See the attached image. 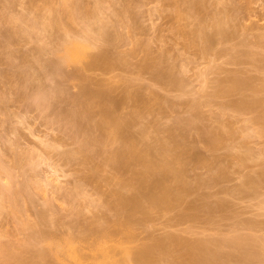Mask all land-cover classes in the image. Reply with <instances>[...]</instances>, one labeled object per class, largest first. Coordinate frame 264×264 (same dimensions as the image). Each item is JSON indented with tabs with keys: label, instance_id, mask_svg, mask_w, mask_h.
Wrapping results in <instances>:
<instances>
[{
	"label": "rangeland",
	"instance_id": "rangeland-1",
	"mask_svg": "<svg viewBox=\"0 0 264 264\" xmlns=\"http://www.w3.org/2000/svg\"><path fill=\"white\" fill-rule=\"evenodd\" d=\"M61 1L62 0H0V95H6L4 98L10 99L9 101L8 99L4 100V98L0 96V159L2 157V160H4L1 164L4 168L7 167V171L12 169L9 173L12 175L13 172L12 180H14V185H19L20 187L25 186L22 188L24 191L22 198L25 199L20 197V200L27 204V208L24 207L26 210L22 207L25 203H20L22 204L21 206L20 204L18 205L24 212L26 211V213L22 210L20 213L21 217H19V213V216L15 217L17 219L12 217V215L10 216L9 213L5 214L4 210L3 214L5 215L0 216V231L8 232L12 234V237L13 234H16L17 236L19 235L20 238L28 239L30 237L28 234L30 231L28 232V230H25L28 233L25 234L22 232V236V233L20 235L21 231L19 232V227L22 225L23 229L24 225H20V221L29 217L25 222H29L31 219V225L29 224L30 222H27V224L30 226H32V224L36 226L35 224H37L41 227L42 223L44 226L42 227L45 228L47 234L51 232L50 234L52 236L57 233V236L53 235V237L56 236L57 238L58 235L61 236L62 234L67 235L71 231L74 233L72 234L71 232L72 236L79 237L78 234L86 230L82 228L83 231L80 232L79 230H81V227L85 225L96 227L97 224L94 225V223H99L98 220L100 217H110L112 213H114L110 210L109 203L112 200L111 193L115 191L116 185L111 182L113 173L108 167L109 165L107 166L108 163L106 162V166L104 164L106 159L103 157L100 158V155H96L92 161L85 162V158L83 159V154L80 150L82 148V142L80 143V141H82L80 132L78 134L74 127V131H72L70 127L71 124H69L71 123V119L76 118L75 112H73L75 107L73 106V102H71L73 99H70L81 93L79 92L81 89L80 85H83L81 84L83 81H80L79 73L81 69L84 72L85 70L83 68L86 67V73H84L88 76L87 79L91 78L93 82H95V85L97 84L96 87L100 85L103 89L105 88L111 91V95L114 99H117V101L121 100L130 87L132 90L139 91L142 97L140 103L124 104L117 109V112H120L118 114L124 117H127L131 112H138V128L136 127L135 133H138L139 127H146L151 131H160V133L158 132L160 137L164 139L168 138L169 130L173 128L176 121L182 120L185 122L193 116L191 105L196 101L197 103L198 101L202 103L199 109L200 114L196 115L195 113L194 116L200 118V120L195 118L198 121L197 125L199 128L208 126L206 128L208 129L211 126L210 128L215 129L223 125L225 121L231 125V131L232 129L237 131V133L234 134L235 136L230 133L229 135L233 137L231 136L232 138H230L229 136L230 139L227 138L229 140L226 142V145L214 152L210 151L205 143L197 137L198 134L195 135L196 132L194 133V131L198 126L192 125L193 127L197 126L195 129L188 126L187 133L189 137H196V141L198 142L195 153L198 151L197 153L208 158L211 163L216 162V164H211V167H202L197 165L196 162L190 163L187 175L188 182L193 185L196 180V183L199 182V178L203 180L201 181L199 179L202 183L200 185L201 188L193 185L198 188L194 189L197 191H192L186 196V202H184L185 204H183L180 209L181 211H185L184 209H188L190 205L203 202L210 204V206L213 205L211 208H215L218 202L221 203V206L213 209L210 213H200L197 218L184 220L177 216V211L169 215L155 214L145 223L137 225L136 231L139 239L137 243H139V241L142 243L146 242L144 244L148 242L151 243L156 237L158 238L169 233L175 236L177 235V237L186 238L188 241L191 240L192 243L196 242V240H203V238L220 241V239H224L225 237L241 234L255 237L254 240L252 239V242L254 243V241H256L255 246L257 250L264 254V188H260L257 194L247 193L242 192V185L244 184L241 185V183L246 182L247 176L252 177L251 174H255V172L259 174L262 168H264V136L257 134L256 131L258 127L255 122L251 121L253 118L252 114L249 112L248 114L246 112V114H237V112L234 113V108L233 112L231 110L232 107H227V105L229 106V104H234L236 101L243 99H239L241 97L240 94L243 93L237 94L231 92L232 94L230 95L223 94V96L219 95L218 97L211 96L212 94L214 95L215 87L217 92L220 91L219 85L214 87L218 82L222 84V82L228 81L227 83L225 82L226 85L231 83L229 80L232 74H236V76H241L242 74L245 77H241L250 78L251 82L254 81L252 83L256 85L252 84L253 86L257 87L258 85L257 88L264 89V0H204L206 4L204 20H207V23L212 21L211 17L223 18L226 16L230 19L231 22L229 24L234 29L232 37L230 36V38L226 40H217L206 50L202 49V44L194 41L191 36L192 31L198 27L200 19L194 16L188 9V6L180 0H82V2H80L81 5H79L81 8L78 9L77 6L76 9L81 10L87 7L86 10L85 8L84 10L87 11L89 9L87 14H93L94 17L91 16L92 22L88 19L91 23L96 21L94 15H98V11L96 14L94 7L96 9V7H98V1H100V17L106 25L105 29L109 36L116 40L115 43L98 41L95 34H93L92 42L95 51H93L92 57L97 54H108V56L114 59L120 57L125 58L126 63L115 64L112 65L111 68H101L90 64L93 59L90 61V59L87 58L85 63L84 61L79 63L83 68L80 65L78 66V63L69 64L67 66L63 65V73L65 72L64 75L69 74V78H65L64 76V78H62L61 75L58 76L60 72L56 75V73H53L47 66L50 62H59L61 58H58V52V54L54 56L55 50H51L56 48V41L60 35H62L59 38L61 41L64 36L63 32L61 34V30L56 28L53 30V36L48 34L50 37H48L45 32V27L49 19L58 14L60 10L63 11V13L65 12L66 8L64 10V6H62L64 2L62 4ZM73 2L78 3L76 0ZM47 4H51V7ZM47 6L52 10L50 9L51 11H49ZM185 9H187V11ZM179 11H181L182 15H180ZM84 12L83 14H85ZM60 13L63 16L62 12ZM26 20H29V22ZM81 21L82 20H79L77 21L78 23H73V27L76 26L75 28L70 24L71 30L68 25L69 22L64 19V24L66 27H69V32H73L71 35L68 34L72 39L81 38L80 33L84 27V23ZM20 24L24 25L21 26ZM209 25H211V23ZM22 27L23 29H21ZM212 30L215 29L212 27ZM22 32L25 34H22ZM44 39L45 41L41 42V40ZM59 40L57 43H60ZM54 41L55 44L52 43ZM39 44H41V48L38 47ZM235 51H238L235 53V55L239 57L237 61L233 60L235 56L233 52ZM35 54H39L42 57L38 55V58ZM34 55L38 60L33 58ZM92 57L90 56V58ZM37 61L40 63L38 64ZM149 61L156 62L161 69L163 68V71H169L179 78L181 81L180 87L173 86L166 80H156L154 70L146 67V62ZM40 64L41 66L37 67V65ZM41 67L43 68L41 69ZM24 70L26 71L24 72ZM74 74H77L75 78L73 76ZM81 75L83 76L84 74L81 73ZM77 76H79V81L76 78ZM57 77L62 79L60 80ZM73 78L76 80H73ZM93 82H91L92 85L90 84L91 87L94 85ZM215 82L216 84H214ZM96 87L93 88L97 89ZM225 87L228 89V86ZM52 89L53 91H51ZM56 92H58V94H55ZM59 92L63 95L61 94V96ZM252 93V91H248L244 93L245 95L242 97H244V99L254 100L255 98L252 96ZM44 95H51L54 97L44 98ZM55 95L59 96L55 97ZM263 95L264 93H258L255 97L257 96L256 99L258 97L264 98ZM210 97H213L211 102H209ZM221 111H223V113L224 111L226 112L224 115L220 116ZM220 120H223V123L220 122L222 124L217 125ZM74 121H76V119ZM249 121L251 122L249 123ZM85 123L84 121L80 125L83 131L87 129L88 126L86 125L87 123ZM73 125H75V123ZM192 129L193 131H191ZM97 149L96 146L91 147V151ZM251 151V156L254 157L253 155H255V157L252 160H247V158L244 159L245 155ZM236 156H239L238 158L240 159V156H242V159L246 162L242 160L244 163L241 164L239 162L240 159L236 160ZM249 156L250 155L247 156L248 159L251 158ZM212 157L218 159L214 162ZM216 165L217 168H215ZM220 166L226 169L225 176H219L220 174H217ZM213 173L216 174V176L214 174V178H216L217 181L209 176L212 175L213 177ZM244 176L247 178H244ZM44 178L45 180L49 179L51 181L56 178H58V180L56 179L55 183H53V181L49 183V180L44 181ZM31 181L32 184H28V182ZM39 181L40 184L41 181L44 182L42 186H40V184L38 185ZM1 184L0 185L3 186V183ZM45 184L50 187H47ZM26 185L30 186L27 188ZM33 185L36 186V188H34ZM82 185L84 186L82 187V192L85 190L84 192H86V195L83 197V192V198H79L85 200L87 197H90L87 198V201L88 199L96 198V201L94 199H91V201H95L97 207L94 206L95 202L94 205H89V201V204L83 201V203L87 204H82L81 202L80 204H82V206L79 204L80 206L77 205L76 207L79 201L77 203L76 201L78 198L75 200V197H78V193L79 196H81L80 192ZM17 187L15 186L13 188L15 189ZM40 187H43L42 191ZM240 187L242 188L241 190H239ZM19 189L21 190V188ZM40 191L46 193L44 194ZM20 192L19 194L22 195V192ZM26 192L27 194H25ZM28 193L31 198L28 197ZM69 195H71L74 200ZM25 196H27L28 199L30 198L29 200H31V202ZM16 198L19 197L17 196ZM15 201L16 199H14V203ZM222 202L224 203L223 206ZM98 203H101L99 207ZM89 206H92V208H89ZM80 207L82 208L80 209ZM84 207H86V209ZM8 208L9 207H7L6 210ZM74 208L77 210L75 211ZM51 211L52 213L54 212V214L48 213ZM81 211L84 215H82ZM74 212L81 214V217L78 215V218L77 214ZM38 213H42V217H39L40 215L37 216ZM44 215L47 216V219L50 217V223L55 221L56 223H54L58 225L55 226L56 229L53 228L55 229L54 233L52 232V228L51 231L48 232V230H50H47V227H50L49 221L47 219H41ZM55 215H57V220ZM52 216L54 219L51 218ZM113 216L112 218L115 220V216ZM37 218L41 219V222H39L40 220L38 221ZM101 219L98 225L101 224ZM43 220L44 222H42ZM105 220L108 219L105 218ZM105 220H102V224ZM87 221L91 222L88 223ZM109 221L110 219L108 222ZM38 222L40 224H38ZM45 222L48 223V226ZM83 222H85L84 225ZM60 223L62 225H60ZM65 223L67 225L74 224L75 229L72 228L73 225L72 227L70 225L67 227ZM90 223H93V226ZM79 225L80 227H77ZM87 226L84 228H87ZM101 226L102 225L96 227L97 230L98 228L100 229ZM69 227H71L72 230H70ZM24 228H26V226ZM26 229H28V226ZM57 229L60 232H58ZM45 230L42 229V231ZM77 231H79L78 234H76L78 236L75 235ZM1 234L2 233H0V235ZM71 234L68 235L71 236ZM5 235L7 237L8 234L6 233ZM8 236L11 237L10 235ZM27 239H25V241H27ZM1 240L4 241L2 242ZM5 240L8 239H0L1 244L3 243L4 245ZM9 240L12 241V239ZM15 242L17 243V240ZM12 243L14 242L12 241ZM43 245V248L49 249L48 246L50 245ZM40 246L38 249L41 248ZM13 264L16 263L13 262ZM233 264H235V262Z\"/></svg>",
	"mask_w": 264,
	"mask_h": 264
},
{
	"label": "bare ground",
	"instance_id": "bare-ground-1",
	"mask_svg": "<svg viewBox=\"0 0 264 264\" xmlns=\"http://www.w3.org/2000/svg\"><path fill=\"white\" fill-rule=\"evenodd\" d=\"M69 1H71V0H69ZM69 1L68 0H64V1L62 0L61 1L62 4L64 2V5H62V6H64L63 7L64 10L66 8L64 13H63V11L60 10V12H62L64 17L59 12L60 15L58 13V14L52 16L49 19V21L47 22L46 27H45L46 28L45 32H46L47 36H48V34L53 36L54 35L53 30H55L56 28L61 30V34L63 32V35H64L63 38L61 39V41L59 40V38L62 35H60L57 38L60 41V43H57L58 42V40H57L56 41V44H57L56 48L54 49L52 46L53 50H51V51L55 50L54 52L56 54L54 52H52V53H54V56L59 53V57L58 56H56V57H58V58L61 57V58L59 59V62H57V63H51L50 62L49 64H47L48 68L51 69L53 73H56V75H57V73L60 72V74H58V76L61 75L62 78H64V77L69 78L70 77V76H68L69 74L64 75L65 72L63 73V71H64L63 65L67 66L69 64L72 65V64L78 63V66H79L80 65L79 63H81L83 61L85 63V61H87L86 60L87 58H89L90 61H91V59H93V61L90 62V64L97 66V67H101V68H111V66L115 65V64H125L126 63L125 58L120 57V58L114 59L111 56H108V54L107 55H100V54L96 55L95 54L96 56L92 57V53H93V51H95L94 50L95 49L94 44L92 42V35L93 34H95L96 39L98 41H105L108 43H115L116 42V40L114 38H112L111 36H109V34L107 33V31L105 29L106 25L104 24L103 19L100 17V13H101L100 1H98V7H96V9L94 7L96 14L98 11V15H94L95 20H96L94 23H91L93 21L92 20L93 14L92 15L87 14L88 13L87 11L89 9L87 11H85L87 7L85 8L84 6H82L85 8V10H84V8H82L83 10L82 9L81 10L76 9L77 6H78V9L81 8V7H79V5H81L80 2H82V0L81 1L76 0L80 4H78L77 2H76L77 4L74 3L73 2L74 0H72L71 2H69ZM180 1L183 2L184 4H186L188 6V9L190 10V12L194 16H196L198 19H200L198 27L194 31H192L191 36H192L194 41H197L200 44H202L201 45V48L203 47L202 49H204V50L208 49L217 40H226V39L230 38V36L231 37L233 36V34H234L233 30L234 29L229 24L231 21L228 17H226V16L223 18L222 17H214V18L211 17L212 21L208 22V23L206 22L207 20H204L205 19L204 13L206 11V4H205L204 0H201V1L200 0H198V1L197 0H180ZM51 4H49L50 7H51ZM50 9L51 8H49V11L52 10V9L51 10ZM185 10L187 11V9H185ZM83 12L85 14H83ZM179 13H180V15H182L181 11H179ZM64 19H66L69 22L68 25L70 26V28H71L70 24H72V27H73V23L74 24L78 23L77 21H79V20L83 21L84 27L81 30V33H80L81 38L80 39H72L71 37H69L68 34L71 35V33H73V32H71V33L69 32V27L68 26L66 27V25L64 24ZM88 19L91 22L88 21ZM19 20H20V18H19ZM26 21L29 22V20H26ZM210 23H211V25H209ZM22 25H24V24H22ZM80 25H78V26H80ZM75 27H73V28H75ZM212 27L215 30H212ZM21 29H23V27ZM210 29L212 30V32H215V33H212ZM71 30H72V28H71ZM47 31H48V33H47ZM14 33H15V31H14ZM22 34H25V33L22 32ZM46 35H45V37H46ZM31 37H32V35H31ZM48 37H50V36H48ZM79 37H80V35H79ZM10 41H11V39H10ZM43 41H45V39L41 40V42H43ZM52 43L55 44V41ZM58 44H59V46H58ZM42 45H44V44H42ZM38 47L41 48V44H39ZM43 48H45V47H43ZM42 52H43V50H42ZM237 52L238 51H235V52H233V54L235 55V53H237ZM35 55L33 58H35ZM38 55H36V56H38ZM39 56H41V55H39ZM39 56H38V58H39ZM90 56L92 58H90ZM38 58L36 57L35 59L38 60ZM238 59H239V57L237 55H235L233 58L234 61H237ZM37 62H38V64L40 63L39 61H37ZM84 63H82V64H84ZM39 66H41V64L37 65V67H39ZM80 66H82V65H80ZM89 67H90V65H89ZM146 67L151 69V70H154L156 80H158V81L166 80V81H168L169 84L176 86V87H180L181 81L179 80V78H177L173 73H171L169 71H166V70L163 71V68L161 69L159 64H157L156 62H153V61L146 62ZM42 68L43 67H41V69ZM82 68H83V66H82ZM85 68H83V69L86 71ZM25 71L26 70H24V72ZM84 72L81 69V72L79 73L80 81L81 80L83 81L82 83L80 82L83 85L79 84L81 87L79 92H81V93L80 94L78 93L79 95H77V96L75 95L76 97L73 96L74 98L70 99V100L73 99L71 102H73V104H74L73 106L75 107V110L73 112H75V117H76L73 119L74 120L76 119V121L71 119L73 122L70 120L71 123H69V124H71L70 127L72 128V131H74V129H75L78 134L80 132V136H81V140H82V141H80V143L82 142L81 143L82 148L80 146L81 149L80 148L79 149L81 150V153L83 154V159L85 158V162L92 161L96 155H100V158L103 157L104 159H106V161L103 159L105 161L104 164L106 166V164L108 163L107 166L109 165L108 167L110 168V170L113 173V177L111 179V182L114 185H116V189L118 188L117 190L115 189V191H113L111 193L112 200L109 203V205H110L109 208L114 213L111 212L112 213V215L110 216L111 218L109 216H105L103 218L98 217L99 220L102 218L100 225L103 226V227L101 226L102 228L100 227V229L98 228V230L96 227L100 226V225H98L100 223L99 220H98L99 223H94V225L97 224L96 227L92 225L93 223H90L93 227H91L90 225H88V226L85 225L84 227L87 226V228L81 227V230L78 229L80 232H82L83 229H86L83 233L78 234L79 231H77V233H75V235L78 234L79 237L72 236V234H74V233L71 231L72 234H71V232L68 233V234H71V236H69L67 234L69 236L68 237L67 235L62 234L63 237H62V235L61 236L58 235L59 238L58 237L56 238L57 233L53 234V235H56L55 237H53V235L51 236V234H50L51 232L47 234V231L45 230V228H43L44 226L42 225V223H41V227H39L35 223L34 224L38 227L34 226L33 224H32V226H30L31 225V221H30L31 219L29 220L30 223L28 221L25 222V220H28V218H29V217H26L27 219L24 218L23 219L24 221L23 220L20 221V225L23 224L24 227L26 226V228L28 226V229L23 227V229H24L23 230L22 225H21L19 227L20 228L19 232L21 231L20 232V235H21L22 232L26 234L30 231L28 233L30 236L28 239L27 238L23 239L22 237L20 238V236L18 235L19 236L18 237L16 234H13V237H14L13 238L11 236L12 234H9L6 231L5 232L2 230L0 231V233H2L0 235V237L3 235L0 239H2V238L8 239V240H5L4 245H3V243L1 244V242H0V259L3 261L2 262L0 260V263L1 264L2 263L3 264H13V262H14L16 264H49V263L52 264L55 261L56 263L54 262L53 264H233L234 262H235V264H264V256H263L264 254H262L261 252H259V250H257V248L255 246L256 241H254V243L252 242V239L254 240L255 237L247 236V235H241V234H237V235H234L232 237H225L224 239H220V241H218V240L214 241L212 239H204L203 238V240H199V241L196 240V242L192 243L191 240L188 241V239H186V238H183L180 236L177 237V235L175 236L174 234L169 233V234H165L163 236H160L158 238L156 237L155 239H153V241L151 243L148 242L147 244H144L146 242L142 243L140 241H139V243H141V244L137 243V241L139 240L138 239V233L136 231V229L138 227L137 225H139V224L141 225L142 223H145L146 221L151 219L153 217V215H155V214L169 215V214L177 211L176 212L177 216L180 219L184 220V219L197 218L200 213H203V212L210 213L213 211V209L221 206V203L218 202V203H216L215 208H211V207H213V205L210 206V204L203 202V203H194V204L190 205L188 209H184L185 211H183V210L181 211V209H180V208H182L181 206L183 204H185L184 202H186V200H185L186 196L188 194H190L192 191L193 192L197 191V190L195 191L194 189L201 188L200 185L202 184L201 181L203 180V179L201 180L199 178L201 181L198 179L199 182L196 183L197 182V180H196L195 184H193V185L197 186L198 188L193 186L191 183L188 182L187 175H188V171H189L188 166L190 165V163L196 162V164L199 166L208 167L211 164H216L215 161L218 159V158L217 159L214 158L215 156L212 157V160L215 163H213V162L211 163L208 158H205L201 154L197 153L198 151L195 153L196 145L198 142L196 141V137H194L195 139L193 137H189V135L187 133L188 126L190 128H194V129L198 126L197 120L198 119L200 120V118L198 116H196V117H194V116H195V113H196V115L200 114L199 109H200V106H202L201 105L202 103L200 101H198V103H197V101H196V102H194V104L191 105L193 116L188 119L189 121L186 120L184 122L182 120H178V121H176V123H174L173 128L171 130H169V133H168L169 136H167L169 139L168 138L164 139V138L160 137L159 136L160 131H156V130L151 131L150 129H148L146 127H139V129H138L139 131L137 130L138 133L137 132L135 133L136 129L138 128V124H137L138 123L137 119L139 116L138 112H136V113L131 112L127 117H124V116H121L118 114L120 112H117L118 111L117 109H119L118 107H122L121 105H124V104L128 105L131 103H134V104L140 103L142 101V97H141L139 91L134 90V89L132 90V88L130 87L125 92V94L123 95L121 100L117 101V99H114V97L111 95L112 94L111 91L106 90L105 88L103 89L102 86L100 87V85H98L96 87L97 84L95 85V82H93V80L91 78L87 79L88 76L85 75L86 72L85 73ZM81 73H83L84 74L83 76H86V77H83L81 75ZM0 74H1V72H0ZM3 75H4V73H3ZM76 75L77 74L73 75L74 78ZM79 76L76 77L78 81H79V79H78ZM241 76H244V75L241 74ZM241 76L240 75L236 76V74L230 75L231 79L229 81H231V83H228V85L225 84V82L227 83L228 81L222 82V84L224 83L223 85L220 82H218V84H216V82H215L214 84H216V85H214V87L219 85L220 91L217 92L216 87H215L214 88V90H215L214 95L212 94L211 96L218 97L219 95L223 96V94L230 95V94H232L231 92H234L237 94L243 93V94H240L241 97L239 98V99H241V98H243V99L238 100L239 102L236 101V103H234V104L231 103V104H229V106L227 105V107L228 108L232 107L231 110L233 112L235 110L234 113L237 112V114H241V113L242 114H246V113L248 114V112L250 114H252L253 118L251 119V121L255 122L257 127H258L257 131H256L257 134L264 136V98L258 97L256 99L257 96L255 97V95H258V93H264V89L257 88L258 85H257V87L253 86V85H256L255 83H252L254 81L251 82L250 78H244L245 76L244 77H241ZM57 78L60 79L59 77H57ZM74 78H73V80H76ZM228 79H226V80H228ZM91 82L94 83L93 87L94 88L96 87L97 89H94L93 87L90 86ZM225 86H228V89ZM221 87H223V88H221ZM57 88H60V87H57ZM51 91H53V89ZM134 91H136V92H134ZM248 91L253 92L252 96H254V98H255L254 100H252V99L248 100V99H244V97H242L243 95H245L244 93H246ZM227 93H229V94H227ZM55 94H58V92H56ZM59 94H60V92H59ZM58 96L59 95H55V97H58ZM1 97L4 98V97H6V95L5 96L2 95ZM48 97H54V96L50 95V96H45L44 98H48ZM213 97L212 98L210 97L209 102L212 101ZM5 99H8V98H4V100ZM9 100L10 99H8V101ZM2 102H3V99H2ZM233 108H234V110H233ZM225 110H226V107H225ZM193 112H194V114H193ZM225 112L226 111H224V113H223V111H221L220 116L224 115ZM192 118H194V119H192ZM84 121L87 123V124L86 123L85 124L88 126H87V129H85L83 131V130H81L80 125ZM195 121H196V123H195ZM222 121L223 120H220L217 125L222 124L223 123ZM251 121H249V123ZM220 122H222V123H220ZM74 123H75V125H73ZM192 125L193 126L197 125V126L193 127ZM73 127H74V129H73ZM202 127L204 129L201 127L199 128V126H198V128L195 129L194 133L196 132L195 135L198 134L197 137L199 139H201V141L203 143H205V145L208 147V149L210 151H214V152L216 150L220 149L221 147L225 146L226 142H228V140L230 138H232L233 136H235L234 134L237 133V131L235 129H232V131H233L232 132L231 128H230L231 125H229V123H226L225 121H224L223 125H220V127H217L215 129L210 128L211 126L208 129H206L208 126L207 127L202 126ZM251 128H253V127H251ZM196 130H198V131H196ZM255 130H256V128H255ZM191 131H193V129ZM197 132H199V133H197ZM230 133H232V135H233V136L231 135L232 137L229 135ZM229 136H230V138H229ZM245 136H247V135H245ZM227 138H229V139H227ZM93 146H96L98 149L91 151V147H93ZM79 149H78V151H79ZM246 149H247V147H246ZM244 153H246V152H244ZM251 153H252V151L248 152L247 155L243 154V155H245L244 159L247 158V160H250V159L252 160L255 157V155H253L254 157H252ZM102 155H105L106 157L102 156ZM248 155H250L249 157H251V158L248 159V157H247ZM238 157L236 156V160L240 159ZM240 157H241V159L239 162L242 164V163H244L243 161H245V160L242 159V156H240ZM0 160H1L0 161V182L3 183V186H1L2 184L0 183L1 184L0 185V216H4L6 213H9L10 216L12 215V217L15 218V217H18L19 216L18 213L20 214L21 211L23 210L18 205L20 203H25V202H22L20 200V197L22 198L23 194H24V191L22 190V188L25 186L20 187L19 185H14V182H13L14 180H12L13 172H12V175L9 173V171L12 169L7 171L6 170L7 167L4 168L1 164V162L3 163V161H4V160H2V157ZM219 160H220V158H219ZM218 166H219V163H218ZM210 167H209V169H210ZM213 167H214V165H213ZM215 168H217V165ZM33 171H34V169H33ZM225 172H226V169L224 167L220 166L219 172L217 171V174L219 173L220 174L219 176H225ZM214 174L215 173H213V177H212V175H209V176H211L212 179L216 180V178H214L216 176V174H215V176H214ZM253 174H251L252 177L247 176L248 178L246 176H244V178L245 177L247 178L246 182L241 183V185L244 184V185H242L243 189L240 187L239 190L242 189V192L256 193L257 194V191L260 188L261 189H262V187L264 188V168H262V170L260 171L259 174H258V172H257V174L255 172L254 175H256V176H254ZM56 179L58 180V178H56ZM56 179L52 180L53 183H55ZM43 180L46 181L47 179L45 180V178H44ZM52 181L49 180V183ZM15 183H16V179H15ZM17 183H18V181H17ZM29 183L32 184V181L28 182V184ZM43 183L44 182L41 181V184H40V181H39L38 185L40 184V186H42ZM214 183H215V181H214ZM11 184L14 186H12ZM211 185H212V183H211ZM15 186L16 187L18 186L19 188H21V190L18 187L14 189L13 187H15ZM26 186L28 188L30 185L29 186L26 185ZM33 186H31V187H33ZM47 187H50V186H47ZM82 187H84V186L83 185L81 186V192H80L81 196H79V193H78V197H75L77 195V193L74 196L75 200H77V198H78V200L76 202L78 203V201H79L78 204H76V202H75L76 207H77V205L82 206V204H87V203L89 204V202H90L89 205H92V204L94 205L96 198H91L92 200L93 199L95 200L94 202L91 201V199H88V201H89L88 202L87 198H90V197H87V196H86L87 197L86 199L84 198L85 200H83V199L81 200V198H83L86 195V192H84L85 190L83 191L84 193L82 192V189H83ZM34 188H36V186H34ZM40 188H41L40 190L42 191L43 187H40ZM57 188H59V187H57ZM19 192L22 195H20ZM40 192H38V193H40ZM64 192H66V191H64ZM41 193L45 194L46 192H41ZM70 193H71V191H70ZM258 193H259V191H258ZM25 194H27V192ZM82 195H83V197H82ZM17 196L19 198H16ZM69 196H71V195H69ZM25 197L27 198V196H25ZM28 197L31 198L30 194ZM79 197H81V198H79ZM14 199H16L15 203H14ZM22 199H25V198H22ZM68 200L70 201L69 198H68ZM73 200H74V198H73ZM17 201H20V202H17ZM29 201L31 202V200H29ZM83 201L87 202V203H83ZM81 202H82V204H80ZM101 203H102V201H101ZM101 203H98V207L101 205ZM223 204L224 203L222 202V206H223ZM21 205L22 204H20V206ZM26 205L27 204L25 203L22 205V207L24 208V207H26ZM85 206H87V205H85ZM94 206L97 207L96 202H95ZM7 207H9V208L6 210ZM70 207H71V205H70ZM74 207H75V205H74ZM90 207L92 208V206H89V208ZM81 208L82 207H80V209ZM84 208L86 209V207H84ZM89 208H87V209H89ZM9 209H11V210H9ZM4 210H5V214H3ZM24 210H26V209L24 208ZM24 210H23V212H24ZM76 210L77 209H75V211ZM10 211H11V214H10ZM86 211H88V210H86ZM79 212H80V210H79ZM24 213H26V211ZM24 213H22V214H24ZM48 213L54 214V212L52 213V211L48 212ZM74 213H76V212H74ZM51 214H49V215H51ZM76 214H77V217H78V215L79 216L81 215L78 212ZM41 215H42V213L41 214L38 213L37 216L42 217ZM82 215H84L83 212H82ZM56 216L57 215H55V217ZM112 216L114 217L115 220H113ZM19 217H21V214ZM22 217H23V215H22ZM59 217H58V219H59ZM49 218L47 219V216L44 215L43 218H41V219H47L49 221L50 227H47L48 223L45 222L47 225L46 226L47 230L50 229V230H48V232H49V231H51V228H52V230H53L52 232L54 233V230L56 229L55 226H58V225L55 224L56 223L55 221H54L55 223L54 222L50 223ZM51 218L54 219L53 216ZM105 218H107L108 220L110 219V221L108 222V220H105ZM15 219H17V218H15ZM20 219H22V218H20ZM41 219L37 218L38 221L40 220L39 222H41ZM56 220H57V217H56ZM102 220H105V222H103V224H102ZM23 222H25V223H23ZM27 222L30 225L27 224ZM39 222H38V224H40ZM42 222H44V220ZM89 222H91V221H89ZM51 224H52V226H51ZM84 224H85V222H83V225ZM60 225H62V224L60 223ZM69 225L71 227L73 225L72 228L75 229L74 224H72V225L69 224ZM69 225L66 224L67 227ZM81 225H82V223H81ZM71 227H69L70 230H72ZM77 227H80V225ZM31 228H32V230H31ZM38 228H40V229H38ZM41 228L44 229L46 232L42 231ZM53 228H55V229H53ZM25 230H28V232ZM57 231L60 232L58 229H57ZM68 231H69V229H68ZM75 232H76V230H75ZM3 233H5V234L7 233L11 237H9L7 235V237H8L7 238L6 235ZM23 233H22V236H23ZM17 234H18V232H17ZM78 235H76V236H78ZM24 236L26 237L27 235H24ZM16 237L19 239H17ZM9 239H12V241L14 243H12V241ZM25 239H27V241H25ZM16 240H17V243L15 242ZM151 240H152V238H151ZM221 240H223V241H221ZM1 241L3 242L4 240H1ZM44 242H46V243H44ZM43 244L44 245L46 244V246L50 245V246H48L49 249L43 248L42 247ZM37 245H38V247L41 245L40 246L41 248L38 249ZM35 247H37V248H35ZM51 261H52V263H51Z\"/></svg>",
	"mask_w": 264,
	"mask_h": 264
}]
</instances>
